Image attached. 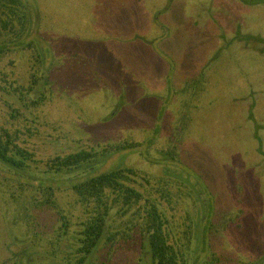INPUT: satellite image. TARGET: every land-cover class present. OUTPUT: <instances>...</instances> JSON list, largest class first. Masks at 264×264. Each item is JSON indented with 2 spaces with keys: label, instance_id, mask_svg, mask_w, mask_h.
<instances>
[{
  "label": "rangeland",
  "instance_id": "obj_1",
  "mask_svg": "<svg viewBox=\"0 0 264 264\" xmlns=\"http://www.w3.org/2000/svg\"><path fill=\"white\" fill-rule=\"evenodd\" d=\"M261 1L24 0L34 21L22 43L33 40L34 48L11 45L0 72L27 86L38 52L40 82H49L30 111L18 97L0 95L23 112L13 121L20 128L29 127L25 118L35 122L24 147L45 162L99 144L139 143L94 172L130 167L173 183L176 210L164 207L176 237L192 220L188 264H264ZM11 113L0 99V117ZM37 166L27 171L24 192L0 164V264H76L83 214L64 188L87 171L52 175ZM59 183V210L70 219L64 236L55 211L35 206L42 186ZM124 222L113 211L108 231ZM210 224L224 228L207 232ZM129 233L113 250L103 244L90 263L147 264L141 237Z\"/></svg>",
  "mask_w": 264,
  "mask_h": 264
},
{
  "label": "trees",
  "instance_id": "obj_2",
  "mask_svg": "<svg viewBox=\"0 0 264 264\" xmlns=\"http://www.w3.org/2000/svg\"><path fill=\"white\" fill-rule=\"evenodd\" d=\"M257 2L263 3L261 0H257ZM32 15L30 5L28 6L24 0H0V37H8V39L0 41V62L13 51L10 46L15 43L17 46L22 45L24 49L32 50L34 48L33 40L28 44L22 43V36L24 37L31 30L34 21ZM37 19L35 22L38 21ZM252 39L260 41L261 38L253 37ZM40 56V53L34 52V57L39 65L31 67L32 71H30V80L27 86L12 82L8 73L0 72L2 76L0 78V95L18 97V101L29 111L39 107L44 98V86L49 83L48 77H45L43 83L40 82L42 78L38 75L39 67L40 64L43 65ZM190 85L188 84L187 88ZM0 99L3 104L12 108L9 120L0 117V164L1 167H5L14 174V177L7 180L8 183L13 180L10 185L15 186L18 190L27 191L31 183L27 179V171H31L34 166L38 167L37 164L42 163L45 164L47 173L52 175L87 171L83 177H79L74 183L66 185L64 188V190L70 191V196L75 201L74 204L80 207L83 214L79 224V246L75 251L76 264H91L94 254L103 244L106 243L105 246L109 245L113 250L119 243V238L124 241L132 239L129 233L132 230L135 231V235L139 234L141 237L142 255L144 259L147 258V264H188L186 249L189 248L193 233L192 220L190 217L187 219L186 230L176 237L174 227L171 225L164 207L166 205L172 211L176 210L173 204L177 205V203L174 201V194L170 187L173 183L163 178H152L130 167L116 168L100 173L94 172L98 162L104 161L114 153L137 150L141 144L133 142L99 144L97 149H101L100 151L95 148L82 149L64 157L57 156L41 162L36 159L33 151L23 145L26 141L23 137L31 136L36 130L35 126L30 125L35 122L25 118V121L29 122V127L26 125L20 128V123L18 125L13 121L24 116L23 112L13 109L12 104L6 102L4 97H0ZM171 151L167 155L172 161H175ZM31 187L33 188V186ZM40 189L43 193V200L35 201L36 208L48 207L55 211L61 222L59 235H66L70 219L63 210H59L60 198L57 197V194L63 189L61 184L57 189L48 185H44ZM17 199L18 197H12V200ZM113 211L117 212L119 218H126V222L123 223L124 229L114 233L108 231V220ZM223 228V224L220 226L210 224L206 231L221 232ZM144 259L141 260L144 261Z\"/></svg>",
  "mask_w": 264,
  "mask_h": 264
}]
</instances>
